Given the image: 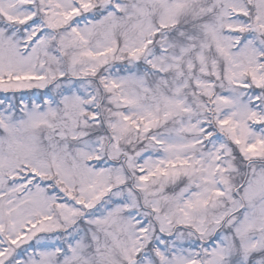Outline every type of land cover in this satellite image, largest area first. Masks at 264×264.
<instances>
[{
	"label": "snow or ice",
	"instance_id": "obj_1",
	"mask_svg": "<svg viewBox=\"0 0 264 264\" xmlns=\"http://www.w3.org/2000/svg\"><path fill=\"white\" fill-rule=\"evenodd\" d=\"M0 264H264V0H0Z\"/></svg>",
	"mask_w": 264,
	"mask_h": 264
}]
</instances>
